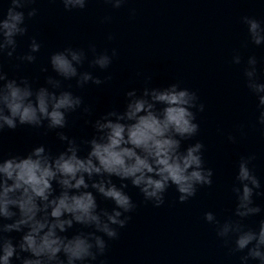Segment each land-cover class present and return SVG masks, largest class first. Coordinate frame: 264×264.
<instances>
[{"label": "clouds", "instance_id": "clouds-1", "mask_svg": "<svg viewBox=\"0 0 264 264\" xmlns=\"http://www.w3.org/2000/svg\"><path fill=\"white\" fill-rule=\"evenodd\" d=\"M60 2L71 12L85 9L89 0ZM105 2L120 9L128 0ZM33 3L8 0L6 11L0 10V133L19 126L44 129L45 134L59 130L56 136L65 147L53 154L40 144L26 155L0 156V264L14 260L18 264H96L137 207L126 191L129 184L156 208L164 205L169 188L174 187L178 201L185 203L199 188L213 184L214 171L206 167L203 142L184 146V141L198 135L197 113L205 105L196 91L180 82L152 87L147 77L143 89L125 93L122 109L112 108L94 121H85L94 129L90 138L69 136L62 131L68 127L69 115H90L92 109L70 90L71 84L65 88L64 82L75 80L79 89L89 83L104 84L112 79L111 74L101 79L81 69L87 61L89 69L107 70L118 52L115 48L98 51L95 44L87 50L68 46L50 54L55 75L45 76L42 86L34 87L27 76L10 78L2 61L13 58L18 38L27 36V21L38 13L30 7ZM130 15L135 16V9ZM110 20L111 16L103 18V22ZM241 23L247 28L241 47L264 46V20L245 15ZM107 38L111 41L114 36ZM40 49L41 44L31 37L27 51L15 55L16 67L35 63L34 54ZM232 63L244 64L245 86L257 99V123L264 131V81L258 75L257 58L251 55L244 62L236 51ZM40 71L49 69L43 66ZM239 128L243 135V126ZM227 138L236 142L234 135ZM82 145L87 146L86 155H81ZM255 159V154H249L238 161L231 186L235 198L231 214L220 219L212 211L204 213L228 253L239 254V264H264V207L254 199L264 197V192L259 191L261 181L252 166ZM97 196L111 201L112 207H100ZM256 216L261 218L255 226L246 223ZM11 233L20 234L19 238Z\"/></svg>", "mask_w": 264, "mask_h": 264}, {"label": "water", "instance_id": "water-1", "mask_svg": "<svg viewBox=\"0 0 264 264\" xmlns=\"http://www.w3.org/2000/svg\"><path fill=\"white\" fill-rule=\"evenodd\" d=\"M7 7L8 0H0V10ZM30 7L38 13L27 21V36L18 38L14 57L2 61L10 78L27 76L34 87L42 86L45 76L55 75L50 54L68 46L87 50L95 44L98 51L115 48L118 52L107 70L89 69L87 61L81 69L93 71L101 79L111 74L112 79L104 84L89 83L79 89L75 80L64 82L65 88L71 84L70 90L92 109L90 115H69L68 127L62 130L69 136L90 138L94 129L85 121H94L112 108L122 109L125 93L143 89L147 77H151L148 86L152 87L180 82L196 91L205 105L204 111L197 113L198 135L184 141V146L203 142L206 167L214 171L213 184L199 188L185 203L178 201L174 187L169 188L159 208L145 202L139 190L129 184L126 191L137 207L127 226L120 229L119 238L109 241L106 254L96 264H239V254L228 253L213 226L204 220V213L212 211L220 219L231 214L235 206L231 186L241 156L255 154L252 166L261 181L259 191L264 192V131L257 123L258 102L245 86L244 64L232 63L236 51L244 62L255 55L258 75L264 81V46L241 47L247 39L241 17L264 20V0H128L120 9H113L105 0H89L85 9L71 12L60 0H35ZM131 9L135 16L130 15ZM105 16H111L110 22H103ZM109 34L114 36L111 41ZM31 37L41 44L40 52L34 54L37 59L17 68L15 55L27 51ZM43 66L48 67L47 73L40 71ZM56 131L45 134L44 129L30 126L5 129L0 133V156L26 155L40 144L56 154L65 147ZM229 134L236 137L235 143L228 140ZM86 152L87 146L82 145L81 155ZM254 199L264 207V197ZM97 200L100 207H112L111 201L99 196ZM260 218L251 217L246 223L255 226ZM10 235L18 239L20 234Z\"/></svg>", "mask_w": 264, "mask_h": 264}]
</instances>
